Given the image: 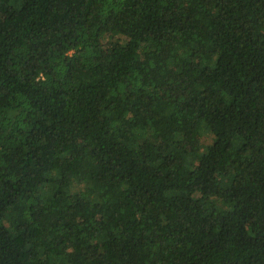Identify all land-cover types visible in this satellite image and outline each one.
<instances>
[{
  "label": "trees",
  "instance_id": "16d2710c",
  "mask_svg": "<svg viewBox=\"0 0 264 264\" xmlns=\"http://www.w3.org/2000/svg\"><path fill=\"white\" fill-rule=\"evenodd\" d=\"M0 264H264V0H0Z\"/></svg>",
  "mask_w": 264,
  "mask_h": 264
},
{
  "label": "rangeland",
  "instance_id": "374dc122",
  "mask_svg": "<svg viewBox=\"0 0 264 264\" xmlns=\"http://www.w3.org/2000/svg\"><path fill=\"white\" fill-rule=\"evenodd\" d=\"M211 137L212 136L210 134L199 133L196 137V141H198L202 146H206L211 143Z\"/></svg>",
  "mask_w": 264,
  "mask_h": 264
}]
</instances>
